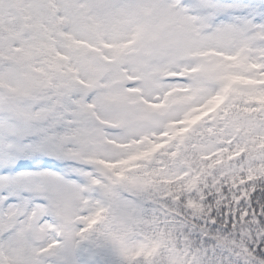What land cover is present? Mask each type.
I'll return each instance as SVG.
<instances>
[{
	"label": "snow or ice",
	"instance_id": "snow-or-ice-1",
	"mask_svg": "<svg viewBox=\"0 0 264 264\" xmlns=\"http://www.w3.org/2000/svg\"><path fill=\"white\" fill-rule=\"evenodd\" d=\"M0 264H264V0H0Z\"/></svg>",
	"mask_w": 264,
	"mask_h": 264
}]
</instances>
